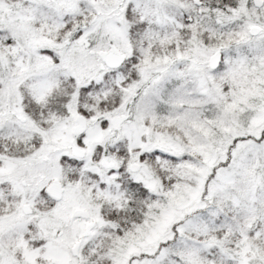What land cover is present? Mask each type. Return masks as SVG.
Instances as JSON below:
<instances>
[{
    "label": "snow or ice",
    "instance_id": "snow-or-ice-1",
    "mask_svg": "<svg viewBox=\"0 0 264 264\" xmlns=\"http://www.w3.org/2000/svg\"><path fill=\"white\" fill-rule=\"evenodd\" d=\"M0 264H264V0H0Z\"/></svg>",
    "mask_w": 264,
    "mask_h": 264
}]
</instances>
